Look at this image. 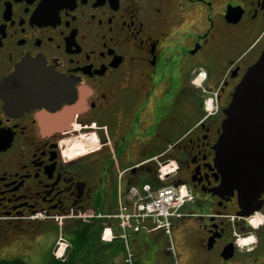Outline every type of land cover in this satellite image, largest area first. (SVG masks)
Segmentation results:
<instances>
[{"label":"flooded vegetation","instance_id":"flooded-vegetation-1","mask_svg":"<svg viewBox=\"0 0 264 264\" xmlns=\"http://www.w3.org/2000/svg\"><path fill=\"white\" fill-rule=\"evenodd\" d=\"M263 50L264 0H0V264H264V189L247 202L215 160ZM34 60L37 99L13 100ZM171 160L191 200L126 242L107 215Z\"/></svg>","mask_w":264,"mask_h":264},{"label":"water","instance_id":"water-1","mask_svg":"<svg viewBox=\"0 0 264 264\" xmlns=\"http://www.w3.org/2000/svg\"><path fill=\"white\" fill-rule=\"evenodd\" d=\"M40 70L36 60L24 63L8 79L12 99L22 93L30 99L31 85L21 84ZM223 132L216 144V164L223 174V186L239 190L242 199L253 200L264 189V50L237 85L226 109Z\"/></svg>","mask_w":264,"mask_h":264},{"label":"built area","instance_id":"built-area-1","mask_svg":"<svg viewBox=\"0 0 264 264\" xmlns=\"http://www.w3.org/2000/svg\"><path fill=\"white\" fill-rule=\"evenodd\" d=\"M177 165L174 161L161 164L159 176L161 186L146 182L142 187L132 185L129 192L120 196L116 212L108 214L114 218L120 236L127 242L130 235L135 232L150 230L151 228L171 226L172 219L183 213V208L192 198V192L185 182L175 176ZM173 178L171 183L166 180ZM105 237L110 238L111 226L106 225ZM60 248L56 255L62 256L65 242L60 240Z\"/></svg>","mask_w":264,"mask_h":264},{"label":"crops","instance_id":"crops-1","mask_svg":"<svg viewBox=\"0 0 264 264\" xmlns=\"http://www.w3.org/2000/svg\"><path fill=\"white\" fill-rule=\"evenodd\" d=\"M156 232H148V231H144V232H140L137 234L138 239H140L142 242L149 240L152 238V236L155 234Z\"/></svg>","mask_w":264,"mask_h":264},{"label":"rangeland","instance_id":"rangeland-1","mask_svg":"<svg viewBox=\"0 0 264 264\" xmlns=\"http://www.w3.org/2000/svg\"><path fill=\"white\" fill-rule=\"evenodd\" d=\"M78 141H80L81 140V138H78L77 139ZM173 181V178H169L168 180H166V184H168V183H171ZM184 209V208H183ZM174 221V219H172V222ZM178 223V222H177ZM177 223H175V225L177 224ZM160 232H162V231H160ZM162 235H164V237L166 238V239H168V238H170V236L169 235H167V234H164V233H162Z\"/></svg>","mask_w":264,"mask_h":264},{"label":"trees","instance_id":"trees-1","mask_svg":"<svg viewBox=\"0 0 264 264\" xmlns=\"http://www.w3.org/2000/svg\"><path fill=\"white\" fill-rule=\"evenodd\" d=\"M77 239H78V237H77ZM79 239H80V237H79Z\"/></svg>","mask_w":264,"mask_h":264}]
</instances>
